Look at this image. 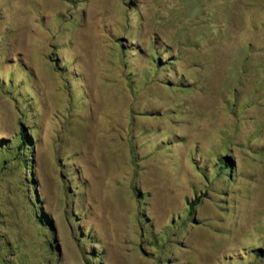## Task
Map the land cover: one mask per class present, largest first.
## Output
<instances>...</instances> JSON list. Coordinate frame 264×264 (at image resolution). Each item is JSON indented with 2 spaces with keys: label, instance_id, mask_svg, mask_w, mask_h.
<instances>
[{
  "label": "rangeland",
  "instance_id": "rangeland-1",
  "mask_svg": "<svg viewBox=\"0 0 264 264\" xmlns=\"http://www.w3.org/2000/svg\"><path fill=\"white\" fill-rule=\"evenodd\" d=\"M0 264H264V0H0Z\"/></svg>",
  "mask_w": 264,
  "mask_h": 264
},
{
  "label": "trees",
  "instance_id": "trees-1",
  "mask_svg": "<svg viewBox=\"0 0 264 264\" xmlns=\"http://www.w3.org/2000/svg\"><path fill=\"white\" fill-rule=\"evenodd\" d=\"M25 135H24V133L22 132V141H21V144L19 145V147H21L22 148V146H24L25 145V137H24ZM198 202V200L197 199H195V200H193V201H191V205H195L196 203Z\"/></svg>",
  "mask_w": 264,
  "mask_h": 264
}]
</instances>
